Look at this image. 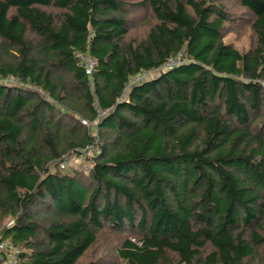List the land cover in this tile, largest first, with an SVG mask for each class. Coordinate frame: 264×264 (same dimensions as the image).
<instances>
[{
  "label": "trees",
  "instance_id": "16d2710c",
  "mask_svg": "<svg viewBox=\"0 0 264 264\" xmlns=\"http://www.w3.org/2000/svg\"><path fill=\"white\" fill-rule=\"evenodd\" d=\"M0 240L20 264H264V0H0Z\"/></svg>",
  "mask_w": 264,
  "mask_h": 264
},
{
  "label": "built area",
  "instance_id": "2783aa9c",
  "mask_svg": "<svg viewBox=\"0 0 264 264\" xmlns=\"http://www.w3.org/2000/svg\"><path fill=\"white\" fill-rule=\"evenodd\" d=\"M77 57L80 62V66L84 69L87 75H92L94 68V59L90 58L88 55L83 53H77ZM183 59V54L179 53L176 57H171L167 60L164 65V69H170L181 63ZM143 78L142 75H139L131 79L130 83H135L140 81ZM104 112L98 110V115H103ZM85 125H88L87 122L83 121ZM98 147L96 143L94 145L86 147L79 156H70L64 155L60 161V167L66 168L71 165L72 159L75 161V164L84 170L89 169L87 164V159L92 158V156L98 154ZM20 254L21 249L16 247L12 242L6 240H0V262L4 264H20Z\"/></svg>",
  "mask_w": 264,
  "mask_h": 264
},
{
  "label": "rangeland",
  "instance_id": "374dc122",
  "mask_svg": "<svg viewBox=\"0 0 264 264\" xmlns=\"http://www.w3.org/2000/svg\"><path fill=\"white\" fill-rule=\"evenodd\" d=\"M250 31V29L248 28V32ZM249 33L246 34V35H241L237 38H235V35L234 34H231L227 37L228 40H231L237 47H239L240 49L243 48V49H246L248 44H249V41H250V38H249ZM71 165L73 166H77L75 164V161L72 159L71 161ZM11 218L10 217H6L3 221V225L5 224H9ZM113 239L109 236H104V235H100L99 236V242L98 244L96 245V248L94 250V257L98 260L100 258H106L107 262L109 263H115V261H117L114 253H113ZM92 253V252H91ZM264 257V255H263Z\"/></svg>",
  "mask_w": 264,
  "mask_h": 264
}]
</instances>
